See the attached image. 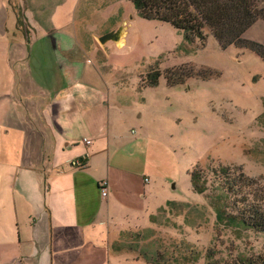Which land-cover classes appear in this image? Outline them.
Instances as JSON below:
<instances>
[{
    "label": "crops",
    "instance_id": "obj_1",
    "mask_svg": "<svg viewBox=\"0 0 264 264\" xmlns=\"http://www.w3.org/2000/svg\"><path fill=\"white\" fill-rule=\"evenodd\" d=\"M97 1L16 0L18 25L16 8L0 0V188L11 194L15 217V229L0 235V264H123L132 250L154 261L157 244L151 240L162 210L177 202L157 191L155 168L163 156L159 160L152 143L163 132L171 136L160 126L173 122L142 115L148 99H156L148 90L158 85L121 83L131 74L118 67L137 46L126 37L136 22H128L122 44L101 46L97 37L123 14L112 11L106 26L91 24L92 14L104 19ZM36 108L51 129L37 166L24 162L27 132L20 125L31 124ZM129 123L137 128L128 129ZM86 153L83 168L71 165ZM18 204L31 207L27 231Z\"/></svg>",
    "mask_w": 264,
    "mask_h": 264
},
{
    "label": "rangeland",
    "instance_id": "obj_2",
    "mask_svg": "<svg viewBox=\"0 0 264 264\" xmlns=\"http://www.w3.org/2000/svg\"><path fill=\"white\" fill-rule=\"evenodd\" d=\"M10 2L20 14L16 0ZM128 4L125 0H98L94 5L99 7L104 19L97 14L89 19L91 24L106 26L113 18H110L113 11L123 14L119 22L124 19L136 22L126 37L128 42L137 40V46L126 65L118 67L131 73L121 78L123 85L147 87L149 72L183 64L208 69L211 75L204 79L188 78L175 88L166 86L161 76L158 87L148 90L151 93L147 95L156 99L151 103L148 99L142 115L165 117L173 122L171 126H160L162 129L169 127L171 136L163 132V139H166L152 141L157 144L159 160L163 156V165L155 168L160 173L157 191L177 202L162 210L158 230L151 240L157 244L155 260L145 261L137 250H132L123 264H244L248 261L262 264L264 234L217 225L215 212L206 196L209 190L195 192L189 174L192 170L198 172L200 183L204 182L210 189L214 168L234 166L264 188V117L261 118L264 62L247 48L231 45L221 49L208 31L203 47L200 43H184L181 34L170 24L142 19ZM246 38L264 45V22H255ZM30 120V125L20 124L27 132L24 162L37 166L43 160L51 129L38 108L31 110ZM127 128L135 130L137 126L129 123ZM0 192L1 235L15 229V217L7 201L12 202L11 194L2 188ZM2 200L8 202L6 211L2 210ZM17 211L21 228L29 230L31 207L18 204ZM144 245L151 248L149 243Z\"/></svg>",
    "mask_w": 264,
    "mask_h": 264
},
{
    "label": "trees",
    "instance_id": "obj_3",
    "mask_svg": "<svg viewBox=\"0 0 264 264\" xmlns=\"http://www.w3.org/2000/svg\"><path fill=\"white\" fill-rule=\"evenodd\" d=\"M128 1L140 18L170 24L181 34L184 43H200L203 47L208 31L221 49L231 45L247 48L254 51L264 62V45L246 38L248 29L255 22H264V0ZM16 17L17 24L22 25L21 14ZM210 75L208 69L183 64L149 72L145 85L157 86L161 76L166 85L174 87L182 85L188 78L204 79ZM212 172L213 185L210 189L204 182L200 183V176L195 170H192L189 176L195 192L205 193L209 190L206 196L209 197V204L215 212L217 225L264 234V188L234 166L218 165ZM244 264L251 263L248 261Z\"/></svg>",
    "mask_w": 264,
    "mask_h": 264
},
{
    "label": "water",
    "instance_id": "obj_4",
    "mask_svg": "<svg viewBox=\"0 0 264 264\" xmlns=\"http://www.w3.org/2000/svg\"><path fill=\"white\" fill-rule=\"evenodd\" d=\"M128 21L126 19L122 20L118 24L111 27L106 32L100 34L97 37V41L101 46H105L109 43H114L120 45L124 41V37L126 35V27Z\"/></svg>",
    "mask_w": 264,
    "mask_h": 264
},
{
    "label": "built area",
    "instance_id": "obj_5",
    "mask_svg": "<svg viewBox=\"0 0 264 264\" xmlns=\"http://www.w3.org/2000/svg\"><path fill=\"white\" fill-rule=\"evenodd\" d=\"M83 142L88 145L90 143L89 140L87 139H83ZM88 157V154H83L80 158H75L72 162H71V165L73 167H76V168H83L84 165H85V159ZM147 181V179H145ZM99 189H100V193H101V196L102 197H106L107 196V182L106 181H102L100 184H99Z\"/></svg>",
    "mask_w": 264,
    "mask_h": 264
}]
</instances>
